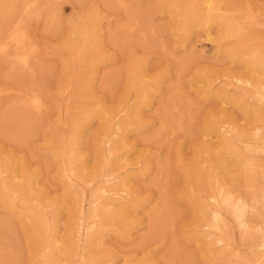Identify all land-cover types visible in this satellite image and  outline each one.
<instances>
[{"label":"rangeland","instance_id":"1","mask_svg":"<svg viewBox=\"0 0 264 264\" xmlns=\"http://www.w3.org/2000/svg\"><path fill=\"white\" fill-rule=\"evenodd\" d=\"M26 1L17 0V10L9 21L2 20L0 15V24L8 22L13 29L21 27L26 32L27 42L23 50L35 48L27 64L15 60L13 54L18 49L15 42L9 44L7 54L0 53V120L6 121L0 125L3 129L0 130V159L12 162L11 168H16L20 187L16 194H12L8 184L14 175L13 170L0 167V190L7 195L4 205L0 202V219L7 220L12 226L9 230L1 228L0 249L9 255L8 247L11 248L16 264H46L29 245L30 232L25 225V217L34 213L37 217L48 218L50 232H57L62 237L72 222L73 205L60 206L62 209L57 223L53 220L54 208L62 202L69 184L75 181L74 186L85 191L86 211L92 194H97L96 188L103 178L98 176L87 181L76 176L75 169L70 173L73 180L64 179L68 172L62 170L77 167L82 159L88 168H92L100 158L105 160L102 174L116 175L123 171L113 166L110 158L114 155L108 154L106 145H99L97 138L101 119L98 116L86 121L85 129L74 146L75 153L82 154L79 161L70 164L66 155L57 156L55 152L60 148L63 151L67 149L71 125L82 116L89 104L96 102L102 107L117 109L124 103L127 92L128 97H135L141 84H151L150 97L129 102L138 104L144 120L133 122L132 130L127 134L128 145L116 152L124 156L128 151L130 162H141L138 161L139 165H135L130 172L131 219L120 221L107 218L106 222L114 230L104 237V246L100 250H91L92 260L99 262L103 256L111 254L115 257L113 264H169L176 247L184 260L185 257L190 259L191 264H222L226 257L231 256L234 246L238 248L234 252L241 250V254H249L250 243L244 241L238 221L230 214H227V240L213 245L212 255L206 254L203 251L205 244L194 239L204 234L195 226V212L190 200L208 195L196 183L191 169L199 153L203 151L202 155L208 161V172L216 176L220 173L218 154L221 152L225 156L224 151L228 150L227 146L220 147L223 140L215 132V126L224 121L236 130L249 126L250 120L244 110L224 103L214 93L204 91L207 88L203 79L217 78L216 85L234 80L236 74L250 75L252 72L246 58L231 57L225 53V48L237 43L238 38L224 37L216 24L195 27L190 32L179 29L181 19L173 17L168 1L127 0L136 15L148 14L149 23L157 30L162 43L155 42L150 36L144 43L145 34L140 31L139 24L129 39L115 44L113 32L129 20L125 7L113 6L109 0H37L29 4ZM221 2L229 12L238 5L242 9L250 6L258 11L257 18L261 23L248 30L245 38L264 40V0ZM53 16L57 19L52 24ZM94 22L98 25L101 44L98 67L93 71L87 67L88 57L92 54H88L84 40L87 29H93L91 25L96 24ZM76 29L81 33H73ZM182 60H186L185 65ZM134 62L142 66L147 78L130 87L128 77ZM175 91L183 97V105L190 101L195 105L192 118L183 119L181 127L174 126L173 134L159 138L157 134L166 120L162 112L165 102ZM31 94L40 97L42 110L33 106L25 108L18 103ZM129 113L130 109L122 112V118ZM129 121L132 118L129 117ZM21 123H26L25 129L19 128ZM206 132L212 134L206 136ZM219 147L220 151H215ZM98 150L104 151V157L97 156ZM144 161L149 162L150 169L146 175H141L139 169ZM162 167L167 173L156 183ZM30 183L38 192L33 201L34 210L23 203L24 190ZM225 186L235 190L236 182L228 178ZM253 191L252 187L244 185L241 194L245 197ZM166 201L173 207V218L167 228L151 236V212ZM209 238L213 239L215 235ZM224 244H232V247L228 245V253L219 250ZM82 245L79 246L76 264H80L83 257Z\"/></svg>","mask_w":264,"mask_h":264},{"label":"bare ground","instance_id":"2","mask_svg":"<svg viewBox=\"0 0 264 264\" xmlns=\"http://www.w3.org/2000/svg\"><path fill=\"white\" fill-rule=\"evenodd\" d=\"M0 1V15L2 20L11 19L17 10V0ZM31 1L34 3L37 0H27L26 2L29 4ZM159 1H168L173 17L181 19L179 29H185L190 32V30L195 27L216 24L219 26L224 37L238 38L237 43L225 48V53L231 57L246 58L252 71L250 75L245 73L236 74L233 77L234 80L228 82L222 81L216 85L214 82L217 78L203 79L207 88V90H204L207 91L205 93H214V95L219 97L224 103L238 106L248 115L250 122L248 121L249 126L242 130H236L229 124H226V121L222 122L219 126H215V132H217V135L222 137L223 140V144L220 143V147H228V150L224 151V154H226L225 156H223L221 152L218 154L220 173L214 176L208 172V161L203 157V151H200L201 153H199L198 159L195 160L196 162L193 163L191 169L194 173L193 176L195 177L196 183L208 195L206 197L196 196L189 199L191 200L192 208L195 212V226L202 229L204 234L194 239L205 244L204 246L206 247L203 248V251H205L206 254L212 255L214 251L213 245L222 244L227 240V214H230L238 221L240 235L244 241L247 240L250 243L251 252L249 254H241L243 253L241 250L234 252V249H238L234 246L232 248L233 252L231 251L230 254L231 256L226 257L224 263H221L264 264V123H260L264 121V40L256 41L245 38L248 30H252L261 23V21L258 20L259 18H257L258 11L256 12V10L252 9L250 6L246 9H242L241 6L238 5L229 12L227 7L223 6L222 0ZM109 2L113 6L125 7L129 15L128 22L118 26L112 34V40L115 44H121L129 39L131 33L138 28L139 24L141 25L140 31L145 34L143 37L144 43L148 36L153 38L155 42L162 43L158 38L157 30L149 23L148 14L143 13L139 16L136 15L130 6H128L127 0H109ZM56 19V16H53L52 24ZM91 26L93 29H87L84 41L88 54H92L88 57L87 67L88 70L92 69L94 71V69L98 67L100 60L98 51L101 43L99 32L97 31V23ZM73 33L80 34L81 31L76 29ZM11 42H15L18 45V49L13 54L15 60L19 63L27 64L31 55L35 52V48L29 47L23 50L27 42L26 32L21 27L13 29L8 22L6 24H0L1 54H7L9 52V44ZM185 62L186 60L182 63L184 64ZM129 72L130 77H128V79L130 83H128V85L130 87L141 83L145 77L147 78V74L145 76L144 70L140 64H132ZM151 94V84H141L140 91L137 92L136 96L134 95L135 97H128V92L125 94L124 103H120L121 105L119 108L117 107V109L112 110V108H105L102 107L101 104L93 102L87 106L82 116L77 117L74 122L72 121L73 125H71L72 128H70L71 131L67 142V149L65 151L61 148L57 151L55 150L57 156L62 157L66 155L70 164L79 161L82 154L75 153L76 149H74V146L77 144L79 137L85 129L86 121L98 116L101 119L100 130L98 132L99 137L97 138L99 145H106L105 147L108 149V154L110 156L114 155L110 158L113 161V166L116 170L120 168L123 171L116 175H113V173L102 174L101 168L105 165V160L100 158L97 160V165L92 168H88L85 160L82 159L77 167H71L69 170H62L64 173L66 171L68 172V174L63 176L64 179L73 180L70 173H73L75 169L77 170V173H75L76 176L84 178L87 181L98 176H102L103 178L96 188L97 194H92L90 206L86 211L84 205L86 201L85 191L81 190L79 186H74L75 181L69 184L62 202L55 206L53 216V220L57 223L62 209L60 206L73 205L71 212L72 222L67 229L66 235L61 237L57 232L53 231L51 233L49 229L50 222L46 217H37L34 213L25 217V225L30 232L29 245L34 251V254L41 255L44 263L76 264L79 246L83 244V257L80 264H113V258L115 257L111 254H106L99 262L97 260H92L93 254L91 250H100L104 246V237L114 230V228H110V224L106 222L107 218L111 217L120 221L131 219L129 209H131L130 207L132 206L129 199L131 194L129 186L132 184H130L132 176L130 172L135 169V165H139L140 160L136 162L137 164L135 162L132 163L129 161L128 151L127 155L124 156H120L116 154V152L122 148H126L128 145L127 134L131 132L132 125L134 123H141V121L144 120L141 117L143 111L139 108L138 104H130L129 102L136 99L146 100ZM182 99L183 97L180 92L175 91L172 96H169L168 101L165 102L164 111L162 112H164L163 116L166 120L163 121L157 137L162 138L166 135L173 134L174 126L181 127L183 119L192 118L195 105L191 101L183 105L181 103ZM18 103L25 108L33 106L39 111L43 109L42 101L38 95H26L22 100L18 101ZM126 105L127 108L125 109ZM127 109H130V113L125 118H122V112L127 111ZM129 117L132 118V121H129ZM5 122V119H1L0 125H4ZM26 123H21L19 128L25 129ZM210 134H212V132L205 133L206 136H210ZM220 147L214 150L220 151ZM97 156L104 157V151L100 152L98 150ZM144 162V165L141 164L142 166L140 169L139 166L137 168L140 170L141 175H146L148 173L147 171L150 169L149 162ZM0 167L4 170L8 168H10L11 171L13 170L14 175L11 177L8 185L9 191L12 194H16L20 189L17 180L18 175L15 174L17 172L16 168H11L12 162L9 159H0ZM166 173L167 170L164 169V167L160 168L156 183H158L159 179L163 178ZM260 174L262 175L260 176ZM228 178L235 180V190L225 186V182ZM244 185L254 189L249 196L244 197V195L241 194ZM191 192H193V190H191ZM37 193L32 183L24 190L23 203L31 210L36 208L33 201ZM195 195L196 194H194V196ZM6 197L5 191L0 190V202H2V205H4L3 202ZM173 214L174 210L169 201L164 202L152 210L150 216L151 236H156L160 230L167 228L173 218ZM260 222H263V225H260ZM10 226L7 220L0 219V230H2V227L9 230ZM129 230L130 228L127 229L128 232ZM127 231L124 230L123 234L126 235ZM213 235H215V238H209ZM228 245L231 246L232 244H224L219 247V250H221L220 252L228 253V251H230L228 250ZM8 249L10 250L9 255L0 249V264H16V258L13 256L11 248L8 247ZM174 249H176L174 252L175 254L172 255L171 259L168 258L169 264H191V261L189 262L190 259L186 260L185 257L184 260V257L180 254L181 252L179 253L178 247Z\"/></svg>","mask_w":264,"mask_h":264}]
</instances>
